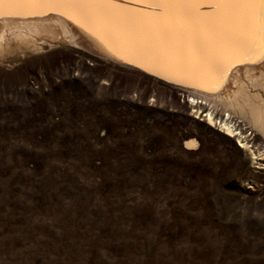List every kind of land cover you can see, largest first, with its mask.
Wrapping results in <instances>:
<instances>
[{"label": "rangeland", "instance_id": "1", "mask_svg": "<svg viewBox=\"0 0 264 264\" xmlns=\"http://www.w3.org/2000/svg\"><path fill=\"white\" fill-rule=\"evenodd\" d=\"M92 51L62 43L0 60V264H264L251 132L228 138L163 74Z\"/></svg>", "mask_w": 264, "mask_h": 264}, {"label": "bare ground", "instance_id": "2", "mask_svg": "<svg viewBox=\"0 0 264 264\" xmlns=\"http://www.w3.org/2000/svg\"><path fill=\"white\" fill-rule=\"evenodd\" d=\"M120 5L118 9L74 8L65 15L69 21L12 22L4 17L7 13L31 8L2 9L0 60L15 53L51 50L62 43L87 46L135 68L163 74L174 82L172 89L191 100L196 112L206 111L208 126H218L228 138L236 131L240 136L251 132L253 162L264 157V29L258 27L254 10L203 7L199 12L204 16L198 17L187 8L134 12ZM218 11L219 16L207 19ZM125 36L135 37L133 47L122 41ZM243 55L248 60L237 62ZM229 66L234 73L225 83L227 88H216L223 85L218 82Z\"/></svg>", "mask_w": 264, "mask_h": 264}, {"label": "snow or ice", "instance_id": "3", "mask_svg": "<svg viewBox=\"0 0 264 264\" xmlns=\"http://www.w3.org/2000/svg\"><path fill=\"white\" fill-rule=\"evenodd\" d=\"M132 2L158 9L187 8L191 9L192 14L198 17L204 16L199 12V9L203 7L216 10H254L252 14L258 21V27L264 29V0H132ZM43 5H59L85 10L121 8L116 0H0V10L27 9ZM220 14L221 12L218 11L211 14L207 19Z\"/></svg>", "mask_w": 264, "mask_h": 264}]
</instances>
